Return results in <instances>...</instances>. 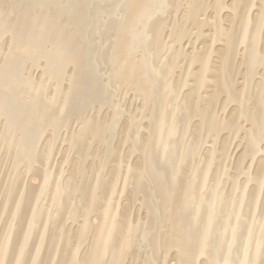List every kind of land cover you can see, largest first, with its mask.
Listing matches in <instances>:
<instances>
[{
    "label": "bare ground",
    "instance_id": "6f19581e",
    "mask_svg": "<svg viewBox=\"0 0 264 264\" xmlns=\"http://www.w3.org/2000/svg\"><path fill=\"white\" fill-rule=\"evenodd\" d=\"M0 264H264V0H0Z\"/></svg>",
    "mask_w": 264,
    "mask_h": 264
}]
</instances>
